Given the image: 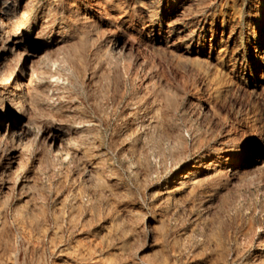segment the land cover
<instances>
[{"label": "rangeland", "instance_id": "1", "mask_svg": "<svg viewBox=\"0 0 264 264\" xmlns=\"http://www.w3.org/2000/svg\"><path fill=\"white\" fill-rule=\"evenodd\" d=\"M10 1L0 11V253L12 254L0 264L73 263L60 249L85 239L95 247L83 264H264V165L251 182L226 174L243 165L242 143L264 149V0ZM209 161L219 181L164 202L165 180ZM17 208L36 215L20 223ZM105 223L116 224L109 237ZM53 227L60 244L40 236Z\"/></svg>", "mask_w": 264, "mask_h": 264}, {"label": "bare ground", "instance_id": "2", "mask_svg": "<svg viewBox=\"0 0 264 264\" xmlns=\"http://www.w3.org/2000/svg\"><path fill=\"white\" fill-rule=\"evenodd\" d=\"M14 1V0H13ZM12 8V6H11V1L10 0H0V11H2V10H5V11H7V10H12L11 9ZM24 11V10H23ZM10 12H12V11H10ZM2 13V12H1ZM6 13V12H5ZM11 14H13V13H11ZM17 14V13H16ZM22 14V13H21ZM24 15V14H23ZM12 17V16H11ZM18 17V16H17ZM16 17V18H17ZM14 19V18H13ZM20 19V18H19ZM17 21H18V19H16ZM21 20V19H20ZM19 20V21H20ZM1 21V20H0ZM11 22V21H10ZM9 22V23H10ZM15 22V21H14ZM5 23V22H4ZM12 23V22H11ZM6 25H10V24H7V23H5ZM5 25V26H6ZM13 27V26H12ZM7 28V27H6ZM1 29V28H0ZM8 29V28H7ZM2 31V30H1ZM7 31V30H6ZM9 31V30H8ZM11 31V30H10ZM10 31L8 32V33H10ZM13 33V32H12ZM11 33V34H12ZM15 35H10V38L8 39V41H9V43H11V44H13L14 45V43H16L18 40H17V38L16 37H14ZM9 47V46H8ZM7 50V49H6ZM96 52V51H95ZM53 58V57H52ZM8 72V71H7ZM30 72V71H29ZM31 72H33V71H31ZM29 74V73H28ZM8 75V74H7ZM23 75V74H22ZM5 76V75H4ZM29 76V75H28ZM31 77H34L35 75L33 74V73H31V75H30ZM29 76V79L31 78ZM1 78V77H0ZM32 79V78H31ZM53 79V78H52ZM3 80V79H2ZM7 80V79H6ZM49 80V79H48ZM51 80V79H50ZM50 80H49V82H50ZM56 80V79H55ZM48 82V81H47ZM17 85V84H16ZM15 88V87H14ZM6 91V90H5ZM71 100V99H70ZM15 101V100H14ZM11 102H13V101H11ZM17 103V102H16ZM13 104V103H12ZM16 106V105H15ZM19 106V105H18ZM8 117V116H7ZM15 119H14V117H12V116H10L9 117V121L12 123V121H14ZM98 122H99V120H98ZM13 124V123H12ZM4 127V126H3ZM11 129V127H5V131L3 132L4 134L6 133V135L8 136V139H10V141L11 142H13L15 145H17V146H19L21 149H25L26 147H30V141H29V138H27L26 136H24V134L23 133H21V131H22V129H20L19 131L20 132H18V131H12V130H10ZM15 129V128H14ZM27 130V129H26ZM226 143V142H225ZM244 143H242V145H241V148H242V153H243V155H241V157H239L240 159H241V161H242V166L238 169V168H236V167H229L228 169H227V171H226V174H227V176H229L231 179H232V181H233V183H235V182H237V184H239V183H245V182H251L252 181V179H253V177H254V174L256 175V173L255 172H257V169H258V167H260V166H262V165H264V149H261V148H255L254 149V151L252 152V144H248V145H243ZM254 144V143H253ZM96 145V144H95ZM197 146V145H196ZM231 147V146H230ZM19 148V149H20ZM67 150H63V148H62V150H60L59 149V151H58V153H59V155H61L62 157H64V158H67L68 157V151L66 152ZM86 155V154H85ZM132 155V154H131ZM248 155H249V158H248ZM152 157V156H151ZM26 158V157H25ZM84 159V158H83ZM157 159V158H156ZM229 157H225L224 158V161L225 162H228L229 163ZM40 164H42V163H40ZM93 165V164H92ZM217 166H219V164L218 163H216L215 161H209L208 163H204V164H198V165H195V164H193V165H190L188 168H186V169H184V170H182V171H178V172H176L175 173V175H174V177H173V179H171V180H165V184H164V186H162L161 187V189H160V194H161V196L160 197H162L163 199H164V202L165 201H170V199L172 198V197H174V195L175 194H177L178 195V193L179 192H183V191H186V192H188V193H195V191L199 188V187H201V185L203 184V183H205V182H210L211 183V181L213 182L214 180H217V181H219L218 179L220 178V176L223 174L222 172H221V170L217 167ZM15 167H16V165H15ZM14 167V168H15ZM99 169V168H98ZM207 170H212L211 172V174L210 175H203V176H205V178H203V177H201L200 176V174H202V173H204V171H207ZM260 170V169H259ZM97 171V170H96ZM98 172V171H97ZM225 173V172H224ZM92 174V173H91ZM225 174V175H226ZM224 175V174H223ZM258 176V175H257ZM94 177V176H93ZM97 177L98 176H96V177H94V179L96 178L97 179ZM94 179H92L93 181H94ZM98 179H100V178H98ZM98 179H97V181H98ZM147 180V179H146ZM224 180V179H223ZM222 180V181H223ZM99 182V181H98ZM100 182H102V181H100ZM94 183V182H93ZM217 183H219V182H217ZM102 184H103V187H104V185H106V184H104L103 182H102ZM207 184V183H206ZM92 185V184H91ZM94 185V184H93ZM95 185H97L98 187V190L97 191H95L94 193H98L99 191H101L100 190V188L102 189V190H105V189H107L106 187H104V188H102L101 186L102 185H98V184H96V182H95ZM204 185V184H203ZM107 186V185H106ZM109 186V185H108ZM112 186V185H111ZM94 188V187H93ZM92 188V189H93ZM96 188V189H97ZM208 188V187H207ZM92 189H91V192H92ZM95 189V190H96ZM94 190V189H93ZM108 190V189H107ZM107 190H106V192H104V194L105 193H107ZM110 190V189H109ZM69 191V190H68ZM158 191V190H157ZM198 191H200L201 193H202V191L201 190H199L198 189ZM102 192V191H101ZM200 192H198V193H200ZM157 193V192H156ZM185 193V192H184ZM193 193V194H194ZM76 195H75V198H74V200L75 199H77L76 198V196H77V193H75ZM79 194V193H78ZM93 194V193H92ZM183 194V193H182ZM74 195V194H73ZM157 195V194H156ZM188 195V194H187ZM186 195V193L184 194V196H186V197H188ZM210 195V194H209ZM204 196V195H203ZM206 196V195H205ZM159 197V198H160ZM179 197H180V194H179ZM192 197V196H191ZM201 198H203V197H201ZM236 198V197H235ZM78 199H81L82 200V198H80V194H79V197H78ZM78 199H77V202H80V201H78ZM173 199V198H172ZM174 199H176V198H174ZM65 200V199H64ZM159 200V199H158ZM160 200H162V199H160ZM66 201V200H65ZM174 201V200H173ZM179 201V200H178ZM77 202H76V204H77ZM163 202V201H162ZM63 203V202H62ZM66 203V202H65ZM68 203H70L69 201H68ZM160 203H161V201H160ZM167 203V202H166ZM165 203V204H166ZM169 203V202H168ZM61 204V203H60ZM59 204V205H60ZM76 204H75V206H76ZM162 204V203H161ZM78 205H79V203H78ZM163 205H164V203H163ZM72 206V205H71ZM226 206V205H225ZM33 207V206H32ZM34 207H36V206H34ZM57 207V206H56ZM27 208V207H26ZM70 208V207H69ZM18 209H20V208H17V211H14L15 213V215H16V217H17V220L21 223V221H20V216L22 215V213L24 212V213H26L27 215L29 214L30 216H31V212H29V211H26V210H18ZM72 209V208H71ZM74 209V208H73ZM161 209V208H160ZM16 210V209H15ZM30 210V209H29ZM32 210H33V208H32ZM61 210H62V207H61ZM70 210V209H69ZM76 211H78V208L77 209H75ZM74 210V211H75ZM31 211V210H30ZM33 211H35V210H33ZM58 211V210H57ZM72 211V210H71ZM74 211H72V213H70L69 215H71L72 214V218H73V216L75 215V214H77V212L75 213ZM79 211H80V213L82 212L80 209H79ZM90 212H91V210H90ZM89 212V213H90ZM79 212H78V214H80ZM105 214V213H104ZM29 215H28V217H29ZM32 215H34V214H32ZM36 215V214H35ZM35 215H34V217H35ZM53 215V214H52ZM51 215V216H52ZM68 215V214H67ZM37 216H39L38 214H37ZM63 216V215H62ZM78 216V215H77ZM80 216V215H79ZM79 216L77 217L78 218V221H79ZM83 216V215H82ZM22 217H23V215H22ZM68 217L69 216H66V217H64V220H66L65 218H67V220L68 221H71L70 219H68ZM75 217V216H74ZM85 217V216H84ZM88 218H89V216H87ZM91 217V216H90ZM110 217H112V216H110ZM109 217V218H110ZM41 217H39V219H40ZM70 218V217H69ZM76 218V217H75ZM74 218V219H75ZM76 218V219H77ZM16 219V218H15ZM32 219V218H31ZM38 219V218H37ZM37 219H35V218H33L31 221H28V226H29V228L30 227H36V225H37ZM42 219V218H41ZM40 219V220H41ZM45 219V218H44ZM63 219V218H62ZM87 219V218H86ZM112 219V218H111ZM114 219V218H113ZM16 220V221H17ZM26 220V219H25ZM24 219L22 220V221H25ZM27 220H29V219H27ZM43 220V219H42ZM58 220V219H57ZM56 220V221H57ZM66 220V221H67ZM81 220V219H80ZM117 220V219H116ZM115 220V221H116ZM53 221V220H52ZM67 221V222H68ZM77 221V220H76ZM84 221L86 222V220H85V218H84ZM99 221V220H98ZM18 222V223H19ZM40 222V221H39ZM60 222H62L61 220H60ZM72 223L71 224H73V220L71 221ZM109 222V221H108ZM112 223H114V220L112 221ZM23 224V223H22ZM56 224H58V223H56ZM62 224V223H61ZM60 224V225H61ZM65 224H66V222H65ZM69 224V223H68ZM79 224H83L82 223V221H81V223H79ZM103 224H104V222H103ZM105 224H107V223H105ZM116 224H117V222H116ZM116 224H114L113 226H112V224L111 223H109V225L107 224L106 226V228H105V226H104V231L101 233V234H103L104 232L107 234V236H108V234H113V232H115L116 231V229H115V226H116ZM196 224V223H195ZM16 225H19V224H16ZM26 225V224H25ZM24 225V226H25ZM54 225H55V223H54ZM73 225H75V224H73ZM83 225H85V224H83ZM118 225V224H117ZM43 226V225H42ZM67 226V225H66ZM71 226V228L73 229V227H72V225H70ZM70 226H67V227H70ZM75 226H78V225H75ZM82 226V225H81ZM79 227V228H82V227ZM102 226V227H103ZM38 227V226H37ZM57 227V226H56ZM85 227V226H84ZM83 227V228H84ZM99 227H101V226H99ZM101 227V228H102ZM22 228H24L23 227V225H22ZM28 228V229H29ZM44 228H46V227H44ZM54 228V227H53ZM53 228H50V229H53ZM70 228V229H71ZM77 228V227H76ZM27 229V228H26ZM27 229V230H28ZM31 229H33V228H31ZM251 229V228H250ZM22 230V229H21ZM23 230H25V229H23ZM34 230V229H33ZM54 231H52L51 230V233L50 234H45V233H43V234H40V236H42L43 238H46V239H48L49 240V242L51 243V244H53L55 241V243H57V240L59 239L58 237L60 236L61 237V234H62V232H57V230H59L58 228H54L53 229ZM75 230V229H74ZM78 230H80V229H78ZM120 230V228H118V231ZM38 231H39V229H38ZM41 231H43V229L41 230ZM47 231V230H46ZM61 231V230H60ZM81 231H82V229H81ZM25 232V231H24ZM32 232V231H31ZM77 232V231H76ZM97 232H98V229H97ZM121 233H123L122 231H120ZM126 232V231H125ZM27 233V232H26ZM30 233V232H29ZM33 233V232H32ZM31 233V234H32ZM58 233H59V235H58ZM61 233V234H60ZM119 233V232H118ZM118 233H116V234H118ZM211 233V232H210ZM254 233V232H253ZM38 234V233H37ZM96 234H98V233H96ZM115 234V233H114ZM30 235V234H29ZM36 234H34V236H35ZM39 235V234H38ZM125 235V234H124ZM123 235V236H124ZM32 236H33V234L30 236V238H31V240H30V238H29V236H28V242H30V241H33L34 240V238H33V240H32ZM99 236V235H98ZM103 236V235H102ZM105 236V238L108 240V237H106V235H104ZM113 236H115V235H113ZM118 236V235H117ZM126 236V235H125ZM63 237V236H62ZM61 237V238H62ZM95 238H96V235L94 236ZM116 237V236H115ZM158 237V236H157ZM179 237V236H178ZM184 237V236H183ZM201 237V236H200ZM38 238V237H37ZM36 238V239H37ZM104 238V239H105ZM112 238H114V237H111V239ZM121 238V237H120ZM126 238V237H125ZM159 238V237H158ZM36 239H35V243H36ZM42 238H40V240H41ZM99 239V238H98ZM98 239H96L95 241H96V246H98L97 244V241H98ZM103 239V240H104ZM182 239V238H181ZM187 239V238H186ZM264 239V238H263ZM30 240V241H29ZM39 240V238L37 239V241ZM47 240V241H48ZM63 240V239H62ZM88 239H85V242L87 241ZM94 240V239H93ZM118 240H120V239H118ZM117 240V241H118ZM5 241V240H4ZM42 241V243H43V239L41 240ZM41 241H40V243H41ZM58 241H61V239H59ZM90 241H92L91 240V236H90V239H89V242ZM94 241V242H95ZM100 241H102V239L100 240ZM100 241H98V242H100ZM104 241H106V240H104ZM48 242V243H49ZM63 242V241H62ZM61 242V243H62ZM82 242V241H81ZM83 242H84V239H83ZM84 242V243H85ZM89 242H88V244H89ZM93 242V241H92ZM93 242V243H94ZM121 242V241H120ZM138 242V241H137ZM205 242H206V240H205ZM212 244V246L214 245V247L215 248H219V243H218V241L215 239V238H211V239H208V243L207 244H210V243ZM4 243H7V242H4ZM31 244L33 243V242H30ZM59 243V242H58ZM57 243V244H58ZM76 243V242H75ZM84 243H82L81 245H79V244H76V245H74V243L72 244L73 246H65V244H64V247L62 246L61 248L62 249H60L61 250V252H63L66 256H67V258H69L70 260H72V262L73 263H70L69 261V263L70 264H83L87 259L88 260H90V258H92L91 256L93 255V253H92V251H90V250H94V247H95V245H94V247H92V246H89V247H92L91 249H89L88 248V246L86 245V244H84ZM87 243V242H86ZM91 243V242H90ZM93 243L91 244V245H93ZM113 243V242H112ZM124 243V242H123ZM123 243H121V245L123 244ZM220 243H222V242H220ZM36 244H39L38 242L36 243ZM56 244V245H57ZM60 244V243H59ZM66 244H67V242H66ZM69 244V243H68ZM99 244H101V243H99ZM106 244L109 246V244L108 243H106L105 242V244H104V246H106ZM119 244V243H118ZM125 244V243H124ZM210 244V245H211ZM4 246H5V244H3ZM3 245H1V246H3ZM33 245H35L34 243H33ZM50 245V244H49ZM111 245V244H110ZM192 245V244H191ZM9 246V245H8ZM7 246V247H8ZM55 246V245H54ZM119 245H117V247H118ZM220 246H221V244H220ZM225 246V245H224ZM58 247V246H57ZM99 247H100V245H99ZM98 247V252H101V250H102V248H101V250H99L100 248ZM103 247V246H102ZM175 247H178L179 248V246H175ZM174 247V248H175ZM223 247V246H222ZM2 248V247H1ZM59 248V247H58ZM116 248V247H115ZM119 248V247H118ZM221 248V247H220ZM8 249V248H7ZM53 249H56V248H53ZM108 249V248H107ZM121 249V248H120ZM177 249V248H176ZM1 250V249H0ZM3 250V252L5 251L4 249H2ZM10 250H12V248L10 249ZM103 250H105V248L103 249ZM126 250V249H125ZM129 250V249H128ZM160 250V249H159ZM173 250H175V249H173ZM172 250V251H173ZM178 250V249H177ZM214 250V249H213ZM222 250V249H221ZM237 250V249H236ZM7 251V250H6ZM58 251V250H57ZM111 251V250H110ZM118 251V250H117ZM127 251V250H126ZM176 251V250H175ZM179 251V250H178ZM183 251V250H182ZM220 251V250H219ZM224 251V250H223ZM240 251V250H239ZM3 252H1V253H3ZM13 252V251H12ZM104 252V251H103ZM120 252H123L122 250L120 251ZM174 252V251H173ZM177 252V251H176ZM217 252V251H216ZM0 253V256L2 255ZM6 253H8L9 254V249H8V251L6 252ZM5 252H4V254H6ZM60 253V252H59ZM111 253V252H110ZM110 253H108V254H110ZM125 253V252H124ZM124 253H123V255H122V257L124 256L125 257V255H124ZM126 253H128V252H126ZM175 253V252H174ZM180 253V252H179ZM178 253V254H179ZM200 253V252H199ZM219 253V252H218ZM258 254H257V256L259 257V259H260V261L259 262H261V263H264V247L262 248L261 247V250H260V252H257ZM4 254L2 255V258H4L3 256H4ZM10 254H12V253H10ZM9 254V255H10ZM114 254V253H113ZM117 254V253H116ZM15 255H17L18 256V254H15ZM97 255V254H96ZM103 255V254H102ZM111 255V254H110ZM175 255H176V253H175ZM195 255V254H194ZM17 256H14V257H17ZM60 256H61V254H60ZM64 256V255H63ZM95 256V255H94ZM109 256V255H108ZM117 256V258H118V256H121V253H120V255H116ZM176 256H178V255H176ZM6 257V256H5ZM104 257V256H103ZM107 257V256H106ZM114 257L115 256H113V259H114ZM123 257V258H124ZM94 258V257H93ZM102 258V257H101ZM122 258V259H123ZM159 258V257H158ZM12 255L11 256H7L6 257V259H5V263L4 264H7V263H11V261H12ZM15 259V258H14ZM63 259V258H62ZM95 259V258H94ZM112 259V260H113ZM116 259V258H115ZM156 259V258H155ZM258 259V260H259ZM0 260H2V259H0ZM4 260V259H3ZM110 260V259H109ZM118 259H116V261H117ZM154 260V259H153ZM17 261V258H16V260L14 261V262H16ZM19 261V260H18ZM66 261V260H65ZM64 261V262H65ZM95 261H97L96 259H95ZM106 261V260H105ZM120 261H121V259L118 261V263H120ZM57 262V261H56ZM87 262H89V261H87ZM110 262V261H109ZM108 262V263H109ZM113 262H114V260H113ZM112 262V263H113ZM12 263H13V261H12ZM68 263V264H69ZM91 263V262H90ZM100 263V262H99ZM106 263V262H105ZM108 263H106V264H108ZM116 262H114L113 264H115ZM161 263V262H160ZM65 264H67V263H65ZM94 264V263H93ZM101 264H103V263H101ZM162 264V263H161ZM164 264V263H163ZM243 264V263H242ZM247 264V263H246ZM254 264V263H253ZM258 264V263H257Z\"/></svg>", "mask_w": 264, "mask_h": 264}]
</instances>
